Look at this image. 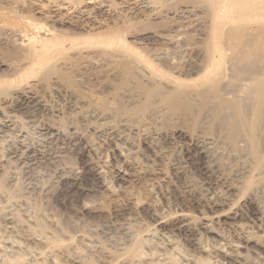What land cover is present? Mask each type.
<instances>
[{
    "label": "rangeland",
    "instance_id": "374dc122",
    "mask_svg": "<svg viewBox=\"0 0 264 264\" xmlns=\"http://www.w3.org/2000/svg\"><path fill=\"white\" fill-rule=\"evenodd\" d=\"M242 10L234 9L222 31L224 71L200 81L201 72L180 76L198 81L184 92L157 79L167 97L193 100V111L168 115L157 93V107L145 108L142 93L157 80L139 69L134 78L116 71L98 78L107 70L93 59L99 50L84 51L81 66H57L75 73L73 87L57 70L45 71L1 96L0 264L19 257L22 264H173L172 257L179 264H264V18ZM212 12L213 2L199 0L169 14L182 22L175 30L183 41L194 36V47L175 50L168 41L174 33L155 35L178 52L183 71L206 62ZM5 29L0 52L16 38ZM9 61L0 59L5 67ZM18 93L46 111L12 113ZM70 179L79 180L78 190H70ZM141 232L147 254L118 259ZM156 251L173 256L156 261Z\"/></svg>",
    "mask_w": 264,
    "mask_h": 264
},
{
    "label": "bare ground",
    "instance_id": "6f19581e",
    "mask_svg": "<svg viewBox=\"0 0 264 264\" xmlns=\"http://www.w3.org/2000/svg\"><path fill=\"white\" fill-rule=\"evenodd\" d=\"M107 1L35 0L33 2H28L27 0H13L5 3L2 2L3 4L0 6V37H4L2 31L8 28L11 34L13 33L17 39H10V41H13L8 43L6 47H1L0 59L6 61L10 60L9 62L14 63L5 67V65L0 62V101H2L1 96L7 93L10 88L12 89L13 87L14 89L21 87L23 83L29 81L33 76L37 77L42 73L45 76V71L47 74H51L49 71L52 72L57 70L56 68L59 65L60 67L62 66L63 71L70 66H81L82 62L86 60L84 58L85 56H82V53L87 50H99L97 53L92 51L95 53L93 59L99 61L100 67H107V74L103 68H101V71L95 73L98 78H101L102 74L105 76L107 75L109 78L108 74L112 71H116L119 76L123 75L124 78H134L136 77L134 73L137 71H133L139 69L141 73L143 72L145 75L151 76V78L154 77L156 80L160 79V81H167L175 85L177 87V89H175L176 92L179 90V92H181L184 88H189L191 83L197 80V78L198 81H200L203 78L207 79L212 77L219 71H224L225 66L223 62L227 56L228 49L223 45L222 31L226 27V20L229 19L234 9L236 10L243 6L241 14L244 16L254 15L255 17L257 16V18H264V0H210L214 4V12L211 13L213 14L212 18L214 22L210 29V34L212 35V37L210 35L212 48L208 45L211 50L208 51L206 62L203 63L204 65L201 64V68L191 67L183 71L182 63H180L182 61L178 62L174 60L176 58L173 54H177L178 52L172 51V48L176 50L183 49L184 47H194V36L190 35V37H188V35V38L183 41L178 34L179 31H176L183 27L181 25L182 22L179 21L178 18L169 17V14L178 13L182 3L195 5L199 0H120V3H117V0H111V3L109 1L110 5L106 4ZM141 5L142 8H140V10L138 8ZM103 8H108V12L106 13L109 15L107 14L108 18L106 19L104 18L106 15L104 14L105 10ZM64 11L66 14H63ZM8 32L6 31V33ZM166 33H170V35L171 33L175 34L171 37L168 35V38H170L168 41L174 42L172 48L170 47V42L161 41L159 38L155 37V35H159V37L160 35L164 36ZM256 33L258 36L261 34V32ZM145 34H148V36L143 37ZM3 40L5 39L3 38ZM1 43L0 40V44ZM74 52L77 53L73 54ZM167 56L170 57L168 58ZM178 60H180L179 57ZM57 71L54 73L56 74ZM59 71L58 73L60 74H57V76H60H58V78H61L67 87L71 84L73 87V84L75 85L73 74L75 73L66 74V72ZM194 72L197 74L201 72L198 74L199 76L201 74V76H196V79L194 81L192 80V82L187 78H184L186 79L184 80L180 77L183 75L187 77L192 76ZM132 74H134V77ZM51 76L52 75H50V77ZM115 79L116 77H111L109 80L113 81ZM121 79H123V77L120 78V80ZM109 80H105L107 85H110ZM195 82L194 84L196 85L197 83ZM157 83L155 81V86L152 89L148 88L147 90L146 88L147 91L142 93L147 100H145V108L155 104L158 105V103H155L157 100L155 94L157 93L159 96L161 94L163 96V98L160 96L161 102L159 103L160 107L158 106V109L166 110L168 115L169 113L171 115H178L183 109L187 111L192 110L193 100L191 102V100L187 97L184 98L180 93H177L176 96L167 97L163 92L164 90H162L164 87L162 88V86L159 85L161 82ZM112 85L115 84L111 83L110 87H112ZM203 85H206V83ZM16 95L17 97L15 96V103L11 110L12 113H24L34 116V114L38 115L46 111L44 105H41L39 102L40 100L29 98L22 93ZM143 96L141 95L142 99H144ZM136 97L139 98L138 95ZM205 99H207V97ZM158 101L159 100H157V102ZM183 106L185 108H183ZM88 174L90 175V173ZM88 174L85 176L86 178H83L88 180ZM70 180L71 181L66 182L70 190H78L80 187L79 180ZM164 223L165 222H162L161 225ZM148 242L149 241L145 240L144 236H142V232L136 234L130 246L126 250L124 249V252H119L117 258L122 259L129 257L130 259H135L144 257V254H147L145 253V249L147 248L146 244H148ZM50 244L54 247H58L59 245L61 246V241L53 240ZM157 253V251L155 253L153 252L154 256H159ZM186 254L187 253H185V255ZM165 255H170L169 257L173 256L172 252L170 254L167 251L165 254L161 253L160 256L163 258ZM158 256L155 259L156 261H160V256ZM235 256L237 257V255H234V257ZM23 258L10 259L12 261L9 262L12 264H22L24 261ZM172 259L171 263L179 264L178 260H175V257H172ZM234 259L235 258L227 259L228 264H240L237 261L238 259ZM203 260L202 262L204 264H211L209 259L203 258ZM44 262H46V260L42 263ZM158 263L159 262H154L153 264Z\"/></svg>",
    "mask_w": 264,
    "mask_h": 264
}]
</instances>
